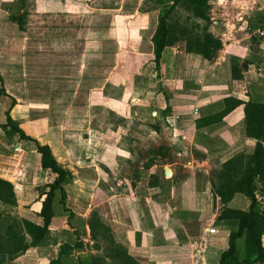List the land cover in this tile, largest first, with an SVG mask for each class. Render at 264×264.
Listing matches in <instances>:
<instances>
[{
	"label": "crops",
	"instance_id": "crops-1",
	"mask_svg": "<svg viewBox=\"0 0 264 264\" xmlns=\"http://www.w3.org/2000/svg\"><path fill=\"white\" fill-rule=\"evenodd\" d=\"M64 3L54 0L53 5L63 13L69 8ZM21 6L26 9V0H21ZM49 6L51 3L43 0L37 10L41 14L36 13L31 19L42 22ZM25 13L21 11L22 15ZM131 15L137 20V28L131 31V53L149 57L145 71L131 78L124 77V72L114 66L98 78L97 67L102 61L91 49L98 44L97 29L91 26L77 25L73 33L63 27L62 34L50 35L34 45L35 55L52 68L48 71L58 72V81L50 82L58 84L60 93L63 90L67 98L63 103L69 105L72 98L75 100L68 110L65 105L61 110L76 114L72 125L78 131L75 143L83 148L74 157L66 146L56 154L51 144L47 145L73 177L64 187L65 199L60 203L65 210L59 217L57 201L62 196L56 192L50 229L62 232L57 238L63 240L73 230L90 232L87 222L98 218L110 227L115 240L138 264H219L222 253L229 249L235 225L231 221L220 222L218 217L224 208L248 212L251 201L237 193L224 206L213 192L212 181L223 165L255 151L257 140L246 134L244 104L264 102V29L257 47L246 37L238 39L236 33L233 40L224 44L214 63L187 54L186 44L179 42L164 50L158 73L152 44L158 15L141 13L139 9ZM152 17L154 25L148 29L146 24ZM260 18L264 21V13ZM143 20L145 25L139 23ZM116 26L113 19L107 30L109 39ZM143 47L148 54L141 52ZM232 58L249 62L242 80L232 77ZM235 101L243 104L224 114ZM100 111L115 115L117 121L97 132L100 127L93 118ZM131 122L136 126L131 127ZM66 128L70 129L71 124ZM146 130L153 134L154 145L158 143L150 153L146 152ZM93 133L101 136L95 145ZM122 141L128 143L124 145ZM74 159L76 166L71 165ZM78 181L94 184L93 188L99 190L89 196L81 189L76 194L70 192ZM103 182L109 186L99 187ZM97 192L103 193L104 202L97 199ZM256 199L257 210L263 213L264 190L260 185ZM72 214L75 220L85 223L82 228H67ZM50 247L56 249L36 250L45 252L46 257L53 255L51 262L58 259L60 249Z\"/></svg>",
	"mask_w": 264,
	"mask_h": 264
},
{
	"label": "rangeland",
	"instance_id": "rangeland-1",
	"mask_svg": "<svg viewBox=\"0 0 264 264\" xmlns=\"http://www.w3.org/2000/svg\"><path fill=\"white\" fill-rule=\"evenodd\" d=\"M42 1L26 0V9H24L21 6V0H0V75L3 81L2 84L0 83V87L3 86L7 94L16 99L17 105L13 109L11 117L28 137L42 146L51 144L56 154L61 152L63 146H66L71 155L76 157L83 149L75 143L78 131L73 130L72 125H74L73 121L76 114H65L61 110V107L65 105L63 102L67 101V98L62 94L63 90L61 93L59 92L56 82H50V80L58 81L57 76L59 74L54 72V69L51 72L48 71L49 67L46 66L48 64L44 65L41 57L35 55L34 45L36 46L42 40L49 38L50 35L53 36L58 32L62 34L63 27L66 30L72 29L71 32L73 33L77 25V27L91 26L92 29H97L98 32V44L91 49L95 57L102 61L97 67L98 78H101L113 66L124 72V77L131 78L134 74L143 73L144 68H146L145 65H148L149 61L148 55L142 58L131 53L133 52L132 46L129 45L133 39V32L131 31L137 28V24H135L137 20L133 19L131 14L134 15L135 11L139 9L141 13L147 11V13L159 17V11L152 10L154 3H151L150 0H72L67 3L57 0L58 3L69 6V8L62 10L65 11L62 13L58 11L57 5H53L54 0H48L51 6L45 9L44 14L42 12V22H44L42 23L41 20H32L30 17L38 13L37 10L40 9ZM21 11H26L23 14L25 17L22 18L25 22L23 30H21L18 22L12 20L13 17L17 18V16L22 15ZM263 13L264 0H211L212 32L222 40L223 44L233 40V36L237 33L238 39L246 37L249 43L257 47L261 45L259 40L263 37L260 34L263 32L261 30L264 29V21L260 18ZM38 14H41V12ZM178 17L177 19L185 22L190 15L181 12ZM113 19L117 21V30L109 39L107 30L111 29ZM145 21L139 23L145 25ZM153 25L152 17L146 26L149 29ZM84 34L82 36H85ZM141 52L147 53V50L143 47ZM100 84L101 82H98V86ZM6 101L7 99L4 96L0 97V112L7 109ZM73 103H75V100L72 98V102L65 105L68 106L67 110ZM94 116L93 121H96V126L100 127L97 132H102L101 128H104L108 123L113 124L117 121L115 115L103 111L94 113ZM4 119L3 113H0V179L8 181L14 186L17 206L2 205L0 203L1 234L6 232V228L13 220L21 224L26 219L41 225L42 221L38 213L41 211L43 199L40 195L42 191L48 189V184L54 179L48 171L41 169L36 147L32 142L21 141L17 136H8L4 132L2 129ZM134 123L131 122L130 126L135 127L136 123ZM67 124H71V128L65 130L64 127ZM48 125H51V128ZM132 129L137 132L136 128ZM146 133V141L144 139L147 147L146 152L150 153L158 143L154 145L153 134L150 130H146ZM99 136V133H93L92 142L94 145L100 139L101 136ZM122 143L126 145L128 142L122 141ZM86 148L85 150H88V146ZM71 161L73 163L71 165L76 166V160ZM80 182L78 181L79 184L74 182L75 185L73 184V189L70 192L76 194L81 189L89 196L90 192L95 194L99 190V188H93L94 184ZM108 183L111 184V181ZM108 183L103 182L99 187L109 186ZM97 195V199L104 202L103 193L97 192ZM63 201V197L61 201L58 198V217L62 214L61 211L64 212L65 210L61 207ZM88 222L87 224L90 225L92 221ZM84 224L75 220L73 215L68 219L67 228L69 225L80 229ZM234 229L236 230V228ZM85 231L84 239L86 240L84 243L87 246L82 256H75L78 264L79 257L89 256L90 252L94 255H101L103 252L93 250L95 239L91 238L88 229ZM61 233L52 231L53 236L50 240L60 238ZM100 246L105 247V243L101 242ZM39 248H46V252L48 250L53 252L52 250L56 249L50 246ZM35 250L32 249L13 262L4 259V264H49V259L53 255L46 257L45 252Z\"/></svg>",
	"mask_w": 264,
	"mask_h": 264
},
{
	"label": "trees",
	"instance_id": "trees-1",
	"mask_svg": "<svg viewBox=\"0 0 264 264\" xmlns=\"http://www.w3.org/2000/svg\"><path fill=\"white\" fill-rule=\"evenodd\" d=\"M154 3L152 10L159 11L158 23L152 38L153 62L158 73L164 50L179 42L186 44V53L199 55L209 63H214L224 48L222 40L210 32L212 24L210 16L211 0H150ZM147 12V11H146ZM181 12L189 14L185 21H180L178 15ZM24 15L13 17V22H18L21 30L24 29ZM27 17V16H26ZM232 77L236 80L243 79V72L249 67L248 61L237 58L231 59ZM0 83L2 77L0 75ZM7 99V109L0 113L4 115L2 129L8 136L18 137L21 141L32 142L36 147L41 169L48 171L53 181L42 191L40 197L41 211L38 213L41 225L24 219L21 224L13 220L6 228V232L0 233V264L4 259L13 262L21 255L29 253L32 249L47 246H60V254L57 260L49 264H78L75 254L85 252L87 244L84 243L85 231L73 230L67 234V239L50 240V229L54 217L53 203L56 192H60L65 199L64 187L73 180L72 174L65 170L56 160L51 148L42 146L37 141L28 137L24 130L13 120L11 112L17 105L15 98L7 94L3 86L0 87V97ZM243 103L235 101L224 114L241 106ZM246 116V134L257 140L253 155L239 156L226 163L218 171L216 179H213V192L226 206L235 194L246 196L251 201L248 212L230 211L224 208L218 217V221H231L236 230L231 232L229 249L222 253L219 264H264V211L257 210L256 194L258 186L264 190V102H248L244 104ZM0 203L2 205L17 206L14 186L0 179ZM73 215H71L72 217ZM90 223V235L94 240L93 250L103 251L101 255L79 257V264H138L129 256L127 249L119 244L110 229L103 221L95 218ZM57 238V237H56ZM242 241V242H241ZM101 242L105 247L100 246Z\"/></svg>",
	"mask_w": 264,
	"mask_h": 264
}]
</instances>
